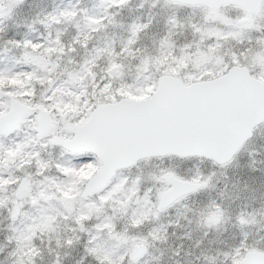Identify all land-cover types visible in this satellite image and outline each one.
<instances>
[{
  "label": "snow or ice",
  "instance_id": "snow-or-ice-1",
  "mask_svg": "<svg viewBox=\"0 0 264 264\" xmlns=\"http://www.w3.org/2000/svg\"><path fill=\"white\" fill-rule=\"evenodd\" d=\"M0 264H264V0H0Z\"/></svg>",
  "mask_w": 264,
  "mask_h": 264
}]
</instances>
